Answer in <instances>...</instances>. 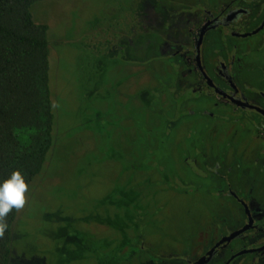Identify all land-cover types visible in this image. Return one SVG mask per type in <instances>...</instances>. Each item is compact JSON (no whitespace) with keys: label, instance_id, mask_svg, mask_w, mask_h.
Returning a JSON list of instances; mask_svg holds the SVG:
<instances>
[{"label":"rangeland","instance_id":"374dc122","mask_svg":"<svg viewBox=\"0 0 264 264\" xmlns=\"http://www.w3.org/2000/svg\"><path fill=\"white\" fill-rule=\"evenodd\" d=\"M218 2L32 4L34 20L48 27L55 133L19 209L8 264H152L155 257L169 264L195 256L223 216L235 222L240 206L216 193L212 158L201 157L205 173L190 167L192 146L213 149L218 171L235 164L226 175L251 205L264 204V141L237 115L217 123L199 111L179 116L184 97L195 94L180 96L169 75L174 58L163 53L167 41H183L182 12Z\"/></svg>","mask_w":264,"mask_h":264},{"label":"flooded vegetation","instance_id":"af4514ba","mask_svg":"<svg viewBox=\"0 0 264 264\" xmlns=\"http://www.w3.org/2000/svg\"><path fill=\"white\" fill-rule=\"evenodd\" d=\"M197 6L182 12L186 22L183 41L174 40V44L167 41V50L163 52L174 58L168 65L169 75L177 78V90H183L180 96L188 91L195 94L184 97L179 116L199 111L217 123L237 115L236 119L246 122L258 139L264 141V0H219L213 10ZM170 27L166 30L170 31ZM255 35H261V39L255 40ZM191 148L190 167L205 173L199 162L212 158L214 167H208V171L221 180L216 193L236 202L239 213L231 215L235 222L223 216L224 225H218V232L210 235L195 256L179 255L166 260L174 261L169 264H264V204L251 205L226 175L235 164L227 166L225 172L218 171V154L213 149L200 152L195 146ZM185 163L188 165L187 159ZM153 259L157 258L151 259L152 264Z\"/></svg>","mask_w":264,"mask_h":264},{"label":"trees","instance_id":"16d2710c","mask_svg":"<svg viewBox=\"0 0 264 264\" xmlns=\"http://www.w3.org/2000/svg\"><path fill=\"white\" fill-rule=\"evenodd\" d=\"M40 0H0V180L21 171L30 185L53 146L55 117L49 79L48 27L31 13ZM19 209L0 235V264H8Z\"/></svg>","mask_w":264,"mask_h":264},{"label":"clouds","instance_id":"9594fccd","mask_svg":"<svg viewBox=\"0 0 264 264\" xmlns=\"http://www.w3.org/2000/svg\"><path fill=\"white\" fill-rule=\"evenodd\" d=\"M29 184L25 175L15 170L3 180H0V235L8 227L5 217L13 209H20L26 202Z\"/></svg>","mask_w":264,"mask_h":264}]
</instances>
